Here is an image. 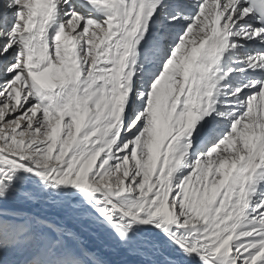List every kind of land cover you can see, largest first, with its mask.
I'll use <instances>...</instances> for the list:
<instances>
[{
  "label": "snow or ice",
  "instance_id": "6c2138e0",
  "mask_svg": "<svg viewBox=\"0 0 264 264\" xmlns=\"http://www.w3.org/2000/svg\"><path fill=\"white\" fill-rule=\"evenodd\" d=\"M0 264H264V0H0Z\"/></svg>",
  "mask_w": 264,
  "mask_h": 264
}]
</instances>
